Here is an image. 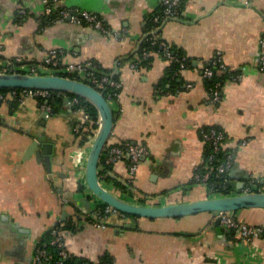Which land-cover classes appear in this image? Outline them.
Returning <instances> with one entry per match:
<instances>
[{
  "label": "crops",
  "instance_id": "crops-1",
  "mask_svg": "<svg viewBox=\"0 0 264 264\" xmlns=\"http://www.w3.org/2000/svg\"><path fill=\"white\" fill-rule=\"evenodd\" d=\"M161 1L57 0L97 13L108 28L103 33L69 21L40 27L42 0H0V67L11 64L26 73V67L56 50L63 61L91 60L98 70L118 75L121 87L113 102L108 143L142 144L148 153L133 179L125 159L111 163L108 171L114 178L101 183L116 195L136 201L129 190L138 191L139 197L155 202L146 205L207 198V188L194 180L204 164L200 129L205 126L222 129L224 150L234 152L220 185L237 191L257 185L264 192V70H257L264 0L181 1L176 19H165L158 27L159 37L192 61L191 68L180 72V87L173 92L166 84L169 62L159 54L139 68L131 67L129 58ZM16 12L23 14L17 22ZM217 51L225 64L245 66V71L238 81L226 80L219 101L211 103L198 67ZM47 104L31 96L12 109L0 101V264H34L35 246L46 230L76 220L96 200L84 184L77 191L84 175L70 166V156L79 147L74 105L63 97L45 115ZM33 139L38 143L26 153ZM45 143L51 147L49 167L43 153L37 156ZM86 195L89 207L83 201ZM63 213L65 220L60 221ZM234 215L264 225V207L242 208ZM64 247L83 261L97 263L104 256L105 264H264V232L251 243L240 242L206 212L111 217L104 228L88 225L67 234Z\"/></svg>",
  "mask_w": 264,
  "mask_h": 264
},
{
  "label": "built area",
  "instance_id": "built-area-1",
  "mask_svg": "<svg viewBox=\"0 0 264 264\" xmlns=\"http://www.w3.org/2000/svg\"><path fill=\"white\" fill-rule=\"evenodd\" d=\"M181 0H162L161 1V13L160 15H155L153 17V22L155 25L148 30L147 34L142 35L140 41L146 35H150L151 43H159L162 47V56L165 57V60L169 63L171 61L179 62V69L175 72L180 73L182 69L185 67L184 59L176 56L171 52L169 45L164 41H159L160 37L158 35V27L162 21L165 19H169L171 17H177L179 15V4ZM44 8V15H51L56 13V17L52 20V22L56 21H69L75 24H86L89 27L97 29L103 33L108 32V28L105 26L102 18L95 12L87 11L83 9H79L77 7H68L65 5H61L57 2V0H42ZM163 40V39H162ZM150 53L149 50L143 51V56L148 55ZM161 56V57H162ZM137 58V57H136ZM257 65V70H264V32L259 38V61ZM94 63L91 60H76V61H63L62 54L56 50H50L44 57V59L39 64L29 65L25 68L26 73L29 74H46V75H62L68 76L73 79H79L85 81L95 87L97 90L103 92L106 90L107 86L112 87H121V81L115 80L107 75H96L94 73ZM131 67L136 68V62L131 63ZM216 73H224L226 72L228 75L227 80L236 81L240 79L245 71V66L239 67H231L224 63L222 59V55L220 52H215L214 55L210 58L207 65L203 68L202 74L204 77L210 78ZM4 72H17V70L11 65H4L0 67V73ZM220 82H217L212 89L210 88V99L211 103H216L220 99ZM186 87H189L190 84L186 83ZM58 93H65L59 92ZM11 93L14 97L18 99V101H23L27 97H39L44 98L46 100L51 97L52 91L45 89H32V88H21L18 92L15 90H11ZM4 98V94L0 92V101ZM70 102L74 105V113L76 115V123H75V131L79 132V129L84 126L86 120L88 119V114L85 108L79 105V101L77 96L70 97ZM45 115H48L50 112L51 106H44ZM99 126V120H98ZM98 129V128H97ZM96 130H91V134L88 136V146L79 147L75 150L71 156V167L75 172L80 171L85 175V163L88 155V149L91 145V137H95ZM200 135L210 148L211 152L206 157V161L204 162V171L197 172L194 175V180L203 184L207 188L208 197H217L222 195H231L236 193H246L253 191H260L257 189V185H253L252 187L247 186L243 189L230 190L227 194H222L221 192L214 191L209 183V177L211 173H215V176L224 175L232 166L233 162V151L227 152L224 159L217 163L216 165L212 164V161L216 159V152L224 149V141H225V133L220 128L210 127V128H201ZM93 141V139H92ZM241 144H244L242 141ZM148 153L145 145L132 143L129 141H124L118 144H115L108 148V153L105 158V163H113L116 160L124 159L127 157V171L129 177L131 179L134 178L135 172L137 170L138 164L143 156ZM82 161V165L80 168L77 167V162ZM106 176V173H99V180ZM86 187L85 179L81 182ZM223 185V184H222ZM88 189V188H87ZM136 201H133L137 204H146L139 202L136 198ZM138 201V202H137ZM96 202L93 204L95 205ZM93 205V206H94ZM90 214L91 220L86 219V216ZM115 217L119 220H125L128 216L127 214L119 211L118 209L112 207L111 205L105 204L102 213L93 211L91 208L89 210H85L83 213H80L77 217L79 219L78 227L79 230L87 227L88 225L96 227V228H104L106 226L107 220L109 218ZM213 218L219 219V222L231 229L234 233L236 239L240 242L251 243L253 240L264 232V225H254L250 224L242 219L237 218L234 215L233 211H214ZM51 233V244H55L60 247V255L62 257L68 256V252L64 247V238L67 234L72 233L69 229L64 228V224L61 222L56 223L54 226L50 228ZM49 259V253L46 249V244L42 246H35L33 260L34 264H43L45 261Z\"/></svg>",
  "mask_w": 264,
  "mask_h": 264
},
{
  "label": "water",
  "instance_id": "water-1",
  "mask_svg": "<svg viewBox=\"0 0 264 264\" xmlns=\"http://www.w3.org/2000/svg\"><path fill=\"white\" fill-rule=\"evenodd\" d=\"M169 19H176V17H171ZM0 88H32L66 92L84 98L92 103L99 115V126L90 145L85 162L84 179L86 187L101 203L111 205L127 215L150 218L181 217L201 212H234L242 208L264 207V192L262 191L207 197L192 202L171 203L165 205L137 204L133 201L127 200L111 192L103 186L99 180V167L101 164L105 163L102 154L107 151V144L114 122V111L101 91L85 81L73 79L68 76L56 74H29L23 72L0 73ZM37 143L38 141L33 139L26 153L33 150ZM42 148V152L37 151V156L41 157L40 153H43L45 155L44 159L46 164L49 167V153H51L50 144L45 143L42 145ZM110 176L114 178L112 174H110ZM83 201L87 207L90 206V201L87 195L83 197ZM63 214L64 215H62L60 221L65 220V215L67 213ZM215 223H219L218 218L215 219ZM80 263L81 260H78V264Z\"/></svg>",
  "mask_w": 264,
  "mask_h": 264
},
{
  "label": "trees",
  "instance_id": "trees-1",
  "mask_svg": "<svg viewBox=\"0 0 264 264\" xmlns=\"http://www.w3.org/2000/svg\"><path fill=\"white\" fill-rule=\"evenodd\" d=\"M181 1H180V4H181ZM180 4H179V8H180ZM161 9L162 8L159 7L151 15L150 21H149L146 29L144 30L145 34H147L148 30H150L155 25V23L153 22V17L155 15H160ZM22 16H23V14H20V13L16 12L15 15H14L15 21L16 22L20 21ZM55 17H56V13H53L51 15L40 16L38 18L39 26L43 27L45 25H48V24L52 23V20ZM144 33H143V35H145ZM159 41H164V40H162L160 38ZM169 48H170L171 52L174 53L176 56L184 59V63H185V67L184 68H191L192 67V61L190 59H188L187 57L182 56L181 54L176 52L171 47V45H169ZM144 50H149L150 53H148V55H146V56H143L142 53H143ZM155 53H157L160 56H162L161 44H159V43H151L150 35H146L143 38V40H141L140 43L137 45L136 49L131 53L129 58L132 59V62L135 61L136 62V67L139 68L142 65H144L145 63H147L153 57V55ZM162 58L165 59V57H163V56H162ZM209 60H206L205 62H203V64L200 67H198V70L201 72L202 76H203L202 70L207 65ZM94 65H95V67H94L93 70H94V73L96 75H107V76H109V77H111V78H113L115 80H119L118 75H116V74H114L112 72H109L108 70L107 71H100V70H98V67L96 66V64H94ZM179 68L180 67H179V62L178 61H171L168 64V66L166 67V75H167L166 84L167 83L169 84L168 85L169 89L165 88L166 84H162L160 86L164 87L169 92H173L178 87H180V84H181V81H182L180 73H177V74L175 73ZM203 78H204V80H205V82L207 84V89L210 92L209 89L210 88L212 89V87H214L217 82H220L221 84H223L228 79V75H227L226 72H224V73H222V72L221 73H216V71H215L214 75L212 77L207 78V77L203 76ZM236 81H238V79ZM20 89L21 88H0V92L4 94V98L1 100V102H7L12 109L18 107L19 101H18V99L16 97H14L12 95L11 90H15V91L18 92ZM119 91H120V87L115 88V87H112V86H107L106 90H103V92H102L104 97L106 98V100L110 103L112 109H113V102L115 101L117 95L119 94ZM72 96H76V95H73V94H70V93H66V92L65 93H58L57 91H52L51 97H49V99L47 100V103H49L51 105V107L53 109H55L56 106L58 105V103H60L62 101L63 97L70 98ZM77 98H78V101H79L78 102L79 105L83 106L85 108L87 114H88V119L86 120L84 126L79 129V132L78 131L76 132V135H77L76 137L78 139L79 147H85V146H88V136L91 134V130L92 129L96 130L98 128L99 115H98V112H97L96 108L94 107V105L92 103H90L89 101L85 100L84 98H81V97H78V96H77ZM38 99H39L40 103H43L45 101L44 98H39L38 97ZM113 111H114V109H113ZM210 127L218 128L217 126H205L203 128L206 129V128H210ZM113 145H115V144H113ZM113 145H111L109 143L107 144V151L102 154V158L104 160H105V158L107 156L108 148L113 146ZM210 152H211V148L207 144H205V148H204L205 159H204V162L206 161V157L208 156V154ZM227 152L228 151H226L224 149L220 150V151H217L216 152V159L214 161H212V164L216 165L217 163L222 161L224 159V157H225ZM124 159L126 161L128 160L127 157H124ZM101 165L103 166V168L100 169V173L101 174L102 173H106V176L104 177V179L106 181H108V180L110 181V179H109L110 176H109V171L108 170L110 168L111 163H109V164L103 163ZM70 166H71V161H70ZM203 166L199 169V172H203L205 170ZM220 182H221V177L220 176H215L214 172L211 173V175L209 177V183L211 184V187L214 189V191L221 192L222 194H227L230 191V189L228 187L222 185V184L220 185ZM115 184L120 185L121 188L123 190H125V186H122L119 182L115 181ZM76 188H77V191H79V192H82L83 189H84L83 185L80 184V183H77ZM133 192H131L129 190L130 198L131 197L132 198H136L141 203H145V202L148 203V204H154L155 203V202H152V201H146L145 199L139 197V192L138 191L137 192L133 191ZM104 205L105 204H103L101 202H97L93 207H91V210L93 209V211L102 213V209H103ZM77 210H79V209H75V211H77ZM206 213H209V214L213 215L212 212H206ZM127 216L128 217H132L133 215H129L128 214ZM90 218H91V216H90V214H88L86 216V219L91 220ZM78 222H79V219L71 220L69 218L66 222L63 223L64 224V228L69 229L72 232H77L79 230ZM50 240H51V233H50V229H48L43 234V236L41 237L39 242L36 244L37 247L42 246L43 244H46V249H47V251L49 253V259L47 261H45L43 264H78V260H81L80 264H105V262L108 260V259H106L103 256V257H101V260L99 262H97V263L90 262V261H85V260L83 261V259H79V257H77L75 255H72L70 253H68V256L62 257L60 255V251H61L60 247H58L55 244H51Z\"/></svg>",
  "mask_w": 264,
  "mask_h": 264
},
{
  "label": "rangeland",
  "instance_id": "rangeland-1",
  "mask_svg": "<svg viewBox=\"0 0 264 264\" xmlns=\"http://www.w3.org/2000/svg\"><path fill=\"white\" fill-rule=\"evenodd\" d=\"M95 134H96V132H95ZM94 136V135H93ZM93 136L91 137V143H92V139H94L93 138ZM90 148V147H89ZM88 151H89V149H88ZM82 173V172H81ZM83 174V173H82ZM90 195H93V194H91L90 193ZM95 197V196H94ZM96 198V197H95ZM98 199L96 198V200H94V199H92V202L94 203V202H96ZM99 201V200H98ZM100 202V201H99Z\"/></svg>",
  "mask_w": 264,
  "mask_h": 264
},
{
  "label": "bare ground",
  "instance_id": "bare-ground-1",
  "mask_svg": "<svg viewBox=\"0 0 264 264\" xmlns=\"http://www.w3.org/2000/svg\"><path fill=\"white\" fill-rule=\"evenodd\" d=\"M97 131H98V130H97ZM78 162H80V163H81L82 161L80 160V161H78ZM88 191H89V190H88Z\"/></svg>",
  "mask_w": 264,
  "mask_h": 264
}]
</instances>
